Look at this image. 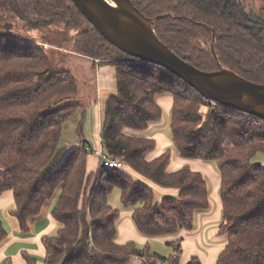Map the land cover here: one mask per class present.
Masks as SVG:
<instances>
[{"label": "trees", "instance_id": "1", "mask_svg": "<svg viewBox=\"0 0 264 264\" xmlns=\"http://www.w3.org/2000/svg\"><path fill=\"white\" fill-rule=\"evenodd\" d=\"M154 24L159 39L195 67L220 66L248 80L264 83V31L245 27L239 6L231 13L210 0H131ZM7 17V22H3ZM19 32H13V22ZM3 23V24H1ZM7 23V24H6ZM0 194L11 190L19 228L54 200L51 216L60 223L54 235L40 242L44 264H181L179 241L162 256L140 249L133 241L117 243L120 211L108 202L119 188L123 205H136L131 217L145 237L176 235L194 228L195 211L209 207L204 176L183 165L168 171L172 150L149 157L156 140L140 132L162 118L157 97H172L170 137L182 157L216 160L219 171L221 222L226 243L215 264H264V120L206 100L167 69L128 55L108 42L72 0H0ZM4 25V26H3ZM62 29L64 41L76 53L114 66L115 94L104 106L100 127L105 151L124 168L97 163L88 168L85 144L58 149L67 121L82 134L85 111L77 102L45 105L57 96L76 93L70 71L52 67L44 39L35 30ZM177 190L175 196L155 193L141 181ZM144 181V182H145ZM6 233L0 220V242ZM184 264H201L191 255Z\"/></svg>", "mask_w": 264, "mask_h": 264}, {"label": "rangeland", "instance_id": "2", "mask_svg": "<svg viewBox=\"0 0 264 264\" xmlns=\"http://www.w3.org/2000/svg\"><path fill=\"white\" fill-rule=\"evenodd\" d=\"M7 20V17H3L4 24L7 22ZM13 24V32H19V27L21 24H19L17 21H14ZM61 30L62 29L56 27H49L44 30L37 29L32 32V37L39 40L44 39L46 41L44 45L46 47L47 57L52 67L56 70L70 71L76 79L78 89L76 93H72L64 97H55L50 103L45 105V108L49 109L58 103L77 102L80 105L78 111L79 114H82V112L85 111L86 113L88 112L89 117L92 116L94 118V115L96 116L97 111L100 117L103 119L105 103L108 97L114 95L116 92L114 66L109 62L99 63L98 59H93L89 56L72 51L69 45L64 41ZM108 82L110 86L106 85ZM163 105L164 104H161V120L151 123L148 129L140 132V134L155 138L158 141L159 147H162L163 150L166 148H172L173 155L171 162L178 158L180 160V162H178L179 164H189L194 168L192 162L195 161L201 167L200 169H203L202 167L206 168L207 172H203V170H200L199 168L198 170L203 173L208 184L209 207L205 210L195 211L194 228L191 231H187L188 233L186 232L183 235L180 245L183 251V259H186L187 255L191 252L199 256L202 264H215L217 253L226 243V238H223L222 235H220L217 231L218 224L221 222L218 181H213V178H219L217 162L216 160H204L193 157L182 158V156L178 155L170 137V109ZM163 138H167L170 141V144L162 146L161 140ZM83 139L88 141L89 137L84 131H82V134L78 133L76 131L75 123L72 120H68L67 127L62 131L58 149L66 148L68 144L77 140L80 142ZM86 145L90 146L91 148V144L89 142L86 143ZM100 151L103 152L105 149L101 147ZM90 155L92 158L90 156V159H88V168L95 169L98 165L97 155L93 151L90 153ZM255 159L260 162L262 166H264V153H258ZM144 181L141 182L154 191L155 200L158 201L162 195L161 191L159 190L161 187ZM7 191L11 193V190ZM119 193V188H113L109 193L108 202L112 207L118 209L119 211H131L137 206V204L128 206L123 205L120 201ZM163 196H167V194ZM13 209L14 203L12 200L0 205V219L6 233L3 242L9 241V239L14 235L32 237L35 235L39 227L44 224L40 223V225L35 229L29 232H23L19 229L16 217L10 212ZM205 217H207V220H204ZM123 219L131 222L137 234L144 236L140 234L134 227L133 220L130 215H126ZM119 225L120 222H117V234L115 238L117 243L133 241L140 249L144 248V245L148 243L152 253H158L162 256H168L173 253V244L160 241V239H158L159 237H146L147 239L145 242H140L134 236L121 238ZM59 226L60 223H58V227ZM55 231L56 230H54V234ZM20 244V242H17L16 246ZM24 244L28 247L36 246V243L33 241V239L30 242H24ZM190 249H195V251ZM140 261L141 260L138 257H132L126 264H138ZM36 264H44L43 257L38 256L36 258ZM156 264L162 263L157 261Z\"/></svg>", "mask_w": 264, "mask_h": 264}, {"label": "water", "instance_id": "3", "mask_svg": "<svg viewBox=\"0 0 264 264\" xmlns=\"http://www.w3.org/2000/svg\"><path fill=\"white\" fill-rule=\"evenodd\" d=\"M72 1L96 30L119 50L167 69L208 101L264 120V83L248 80L222 66L204 71L190 64L159 39L154 26L157 17L145 16L131 0ZM85 143L87 140L83 139L81 144Z\"/></svg>", "mask_w": 264, "mask_h": 264}, {"label": "crops", "instance_id": "4", "mask_svg": "<svg viewBox=\"0 0 264 264\" xmlns=\"http://www.w3.org/2000/svg\"><path fill=\"white\" fill-rule=\"evenodd\" d=\"M106 85L110 86L109 82L106 83ZM157 102L160 105V107H161V104H164L166 108L170 109L171 104H172V97L168 94H163V95H160L157 97ZM101 123H102V118L100 117V115L98 114L97 111H96V116L94 115V118L92 116L89 117L88 112L85 113V121H84L83 131L89 137L87 143L89 142L91 144V149L95 154H97V152H99L100 148L102 147L101 138H100ZM80 144H81V141L79 142L77 140L75 142L68 144L67 147L80 145ZM167 144H170V141L167 138L166 139L163 138L161 140V145L166 146ZM170 149L172 150V148H170ZM162 150H163V148L159 147L158 141L156 140V147L154 148V150H152L149 153V157L157 156L158 154H160L162 152ZM172 153H173V150H172ZM90 156L91 155L89 154L88 159H90ZM91 158H92V156H91ZM182 158H185V157H182ZM170 162L167 166L168 171H173V170H176L183 165H188L192 170L198 171L202 175H203V173L200 170H203V172H207L206 168H204V167H202L203 169H200L201 167L195 161L192 162L194 168L191 167L189 164H179L178 162H180V160L178 158H176L171 163ZM195 168H197V169H195ZM198 168L200 170H198ZM213 181L214 182L218 181V187H219V178H213ZM207 186H208V184H207ZM159 190L161 191V194H162L160 196V199L162 198L163 195H166V194L170 195V196H175L177 194V190L173 189V188H159ZM11 200L13 201L12 192L10 193L9 191H6V192L4 191L3 193L0 194V205L6 203L7 201H11ZM219 201H220V209H221L220 196H219ZM53 203H54V200H52L50 203L46 204L43 207L41 213L37 217H33L32 219L29 220V223H28L29 229H28V231H23V232H29V231L35 229L36 227H38L40 225V223H44L39 227V229L36 231L34 236L28 237V236L14 235L12 238L9 239V241L3 242V240H4L3 239L0 242V264H36V258L38 256L43 257V261H44L46 250H45L44 246L42 245V243L40 242V237L44 234L54 235V230L57 231V229L60 227V226L58 227V222H56L53 219V217L51 216V209H52ZM131 212H132V210L131 211H120V216H119V219L117 220V222H120V225H119L120 237L121 238H125V237L128 238L129 236H134L140 242H145L147 238L137 234L135 229L133 228L131 222L123 219L126 215L131 216ZM204 220H207V217H205ZM17 223H18V221H17ZM18 226H19V224H18ZM56 231H55V233H56ZM217 231H218V228H217ZM186 232H187V230H181L176 235L162 236V237L160 236L158 239H160V241H163L166 243H171V244H175L177 241H179V245H180V241H182V237ZM222 237L224 238L225 236L222 235ZM32 239H33V241H35L36 246L35 247L25 246L24 242H30V241H32ZM17 242H20L21 244L16 246ZM180 248H181V245H180ZM190 250L195 251V249H190ZM181 251H182V249H181ZM191 255H195L199 258L198 255L190 252L187 255L186 259H183V251H182L180 263L184 264L190 258ZM201 264H202V262H201Z\"/></svg>", "mask_w": 264, "mask_h": 264}, {"label": "flooded vegetation", "instance_id": "5", "mask_svg": "<svg viewBox=\"0 0 264 264\" xmlns=\"http://www.w3.org/2000/svg\"><path fill=\"white\" fill-rule=\"evenodd\" d=\"M217 4V0H210ZM222 8L231 13L235 6H239L246 16L245 27L262 33L264 31V0H220ZM264 34V33H263Z\"/></svg>", "mask_w": 264, "mask_h": 264}, {"label": "built area", "instance_id": "6", "mask_svg": "<svg viewBox=\"0 0 264 264\" xmlns=\"http://www.w3.org/2000/svg\"><path fill=\"white\" fill-rule=\"evenodd\" d=\"M96 155L99 164L106 168H124L123 161L120 158L112 156L106 151H99Z\"/></svg>", "mask_w": 264, "mask_h": 264}, {"label": "bare ground", "instance_id": "7", "mask_svg": "<svg viewBox=\"0 0 264 264\" xmlns=\"http://www.w3.org/2000/svg\"><path fill=\"white\" fill-rule=\"evenodd\" d=\"M112 5H114V3H112ZM82 142V141H81Z\"/></svg>", "mask_w": 264, "mask_h": 264}]
</instances>
